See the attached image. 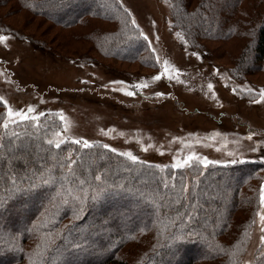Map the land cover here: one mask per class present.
I'll list each match as a JSON object with an SVG mask.
<instances>
[{
	"label": "trees",
	"instance_id": "trees-1",
	"mask_svg": "<svg viewBox=\"0 0 264 264\" xmlns=\"http://www.w3.org/2000/svg\"><path fill=\"white\" fill-rule=\"evenodd\" d=\"M169 1L182 45L189 51H202L212 59L206 43L242 40L240 63L233 62L248 75L263 70L264 14L257 15L264 0ZM10 3L9 12L43 18L71 33L78 46H89L80 57L69 59L6 23L8 12L0 13V35L26 39L60 60L92 64L97 54L158 70L147 40L120 0H0V12ZM5 117L0 101V126ZM42 120V125L20 121L3 127L0 264L240 263L259 207L255 185L264 175L261 157L158 168L162 164L134 162L98 144L85 148L65 139L57 148L48 143L60 139L56 122ZM69 153L71 172L64 159ZM49 169L57 179L44 184L39 177L44 173L47 178ZM187 171L193 179L189 191L184 190ZM179 233L185 238L170 239ZM255 264H264V252Z\"/></svg>",
	"mask_w": 264,
	"mask_h": 264
},
{
	"label": "rangeland",
	"instance_id": "rangeland-1",
	"mask_svg": "<svg viewBox=\"0 0 264 264\" xmlns=\"http://www.w3.org/2000/svg\"><path fill=\"white\" fill-rule=\"evenodd\" d=\"M120 1L147 37L155 60L159 57L158 70L104 59L95 53L92 64L70 61L83 55L89 45L84 42L85 47L78 46L71 33L61 32L43 18L9 12L13 7L10 3L0 12L9 13L4 17L6 23L21 34L41 39L69 59L60 60L26 39L3 34L7 40L0 42V97L7 106L25 112L31 106L34 112L29 115L44 113L35 123L42 125L43 118H51L60 139L108 144L110 149L131 152L142 161L172 165L175 158L190 151L209 161L245 156L264 160V100L259 95L264 89V64L263 70L253 75L235 65L233 61L240 63L242 58V40L238 39L229 44L206 43L212 59L202 51H189L177 35L180 32L169 0ZM258 12L257 17L262 16L264 6ZM165 60L178 71L171 72L172 78L162 74L153 80L163 72ZM141 82L145 86L136 87ZM122 87L126 90L120 91ZM129 91L134 94L127 95ZM4 134L1 125L0 147ZM187 174L184 190L189 191L193 179L191 172ZM261 184L264 175L255 190ZM262 211L259 205L239 264H255L264 252L257 215Z\"/></svg>",
	"mask_w": 264,
	"mask_h": 264
},
{
	"label": "snow or ice",
	"instance_id": "snow-or-ice-1",
	"mask_svg": "<svg viewBox=\"0 0 264 264\" xmlns=\"http://www.w3.org/2000/svg\"><path fill=\"white\" fill-rule=\"evenodd\" d=\"M29 6H31V5H29ZM127 11L128 10L125 9V12H127ZM129 15H131V13H129ZM131 23H132V25L136 26L137 28L139 27L138 25H136L135 19H132ZM140 35L143 36L144 35L143 32H141ZM177 35L180 36L181 39H183V36H181L180 33H177ZM144 38L147 39L146 36ZM5 40H7V37L3 36V35H0V42H3ZM153 51H155V50L153 49ZM193 55H195V53H193ZM156 60H157V62H159V57L158 56L156 57ZM173 71H178V70L172 69L169 66V64H168V61L165 60L164 63H163V72L161 74L153 76L152 79L153 80H159L162 74H167V75H169V78H172L171 72H173ZM112 83H118V84H121V85L124 84L123 81H114ZM143 86H145L143 82H141L140 84L136 85V87H143ZM208 87L212 88V85L209 84ZM119 90L120 91H125L126 88L122 87ZM233 90L235 91V89H233ZM248 91H251V89H248ZM133 94L134 93L131 92V91L127 92V95L131 96ZM158 95H160V94L158 93ZM259 95H260V99L264 100V89L260 90ZM0 101H3V103L6 106V117H5L4 123L2 125L5 129L8 128L9 123L15 124L17 122V119L20 120V121L37 122L39 120V117L44 115V113H38L36 115H29V113H33L34 112V109L31 106H29L27 108V112H25L23 110H18V111L17 110H13L11 107L7 106V101L4 100L3 97H0ZM63 119H64V117L61 115V120H63ZM56 135L60 136L61 134L57 133ZM67 138L68 137H64V139H67ZM251 138H252L251 135H249L248 139H251ZM64 139H60V140H57V141L49 140L48 143L49 144L55 143V146L57 148H59L60 144L64 142ZM73 143H75V144H83V146L85 148L91 146L90 142L88 140L74 139ZM103 147L104 148H109L110 146L108 144H104ZM111 151L112 152H116L117 149L116 148H111ZM251 151H256V149L252 148ZM120 154L123 155V156H127L129 159H131L134 162L137 161V159H138V157L133 155L131 152H123V153H120ZM64 159L67 161L68 171L71 172V170H72L71 169V165L74 163V161L71 159V153H69L68 156L64 157ZM194 161L198 162L199 164L204 165V166H207L209 164L220 163V161H216V160L209 161L207 157H201L197 153L190 151L187 155H184L183 158H175V163H173L171 165V167H173V168H184L186 166H191ZM238 162H243V161L242 160L238 161L236 159H232V160L227 161V163H232V164H235V163H238ZM64 166L65 165H61V167H64ZM156 167L163 168L165 166L157 165ZM39 179H40V181L42 183L48 184V183L56 182L57 178L54 175H52L51 169H49L48 170V174H47V178H45L44 173H41ZM95 179L96 180H100V176L97 175L95 177ZM80 183L83 184L84 181H80ZM32 186L35 187L36 185L33 184ZM165 187H167V184H165ZM67 191H68V194L72 193V189L71 188H69ZM258 195H259V205H260L261 209H264V184L260 185L259 190H258ZM257 215L259 216V220L261 222V226L259 228V231L261 232V235L259 236V242H260L261 245H264V211L258 212ZM254 223H255V221H254ZM184 238L185 237H184L183 233L174 234V235H172L170 237V239L177 240V241L178 240H182Z\"/></svg>",
	"mask_w": 264,
	"mask_h": 264
}]
</instances>
